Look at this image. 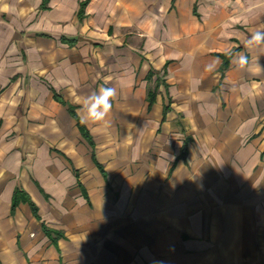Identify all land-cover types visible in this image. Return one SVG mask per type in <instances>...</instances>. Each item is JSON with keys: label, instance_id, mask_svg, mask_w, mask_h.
Wrapping results in <instances>:
<instances>
[{"label": "crops", "instance_id": "1", "mask_svg": "<svg viewBox=\"0 0 264 264\" xmlns=\"http://www.w3.org/2000/svg\"><path fill=\"white\" fill-rule=\"evenodd\" d=\"M257 31L264 0H0V264H264Z\"/></svg>", "mask_w": 264, "mask_h": 264}, {"label": "clouds", "instance_id": "2", "mask_svg": "<svg viewBox=\"0 0 264 264\" xmlns=\"http://www.w3.org/2000/svg\"><path fill=\"white\" fill-rule=\"evenodd\" d=\"M264 44V32L257 31L254 32L251 37L247 40L246 46L250 47L252 45H262ZM218 61H213L206 66V70L212 71ZM239 67L244 68L249 67V70H259L260 65L258 60H254L252 64L255 65L253 69L252 64H250L248 56L244 53L238 54V59L236 61ZM117 95V89L114 87H104L101 86L98 92H94L83 101L82 108L86 112V117L81 120V123H85L86 120L93 122L104 121L112 109V100Z\"/></svg>", "mask_w": 264, "mask_h": 264}, {"label": "trees", "instance_id": "3", "mask_svg": "<svg viewBox=\"0 0 264 264\" xmlns=\"http://www.w3.org/2000/svg\"><path fill=\"white\" fill-rule=\"evenodd\" d=\"M155 95H156V93L154 91H149L148 92L147 102H148L149 105H152V103L154 102ZM55 99L58 100V101H60V102H62L61 99H59V97H57V96H55ZM68 113L73 118V120L76 122V126H77V128H78L81 136L88 142L89 145H91V139H90V137L88 135V132H87L86 128L84 127V125L79 120V118L76 116L75 111H74V108L68 106ZM18 195H19V192L18 191H15L14 192V195H13L12 208L16 207L18 205V203L20 202V198H19ZM28 204L31 207V210L33 212V215L36 218H38L35 207L31 203H29V202H28ZM44 231L47 232L46 229H44Z\"/></svg>", "mask_w": 264, "mask_h": 264}]
</instances>
